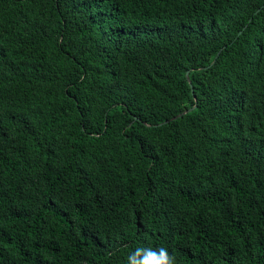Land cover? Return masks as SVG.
<instances>
[{
	"label": "trees",
	"instance_id": "16d2710c",
	"mask_svg": "<svg viewBox=\"0 0 264 264\" xmlns=\"http://www.w3.org/2000/svg\"><path fill=\"white\" fill-rule=\"evenodd\" d=\"M161 247L264 264V0H0V264Z\"/></svg>",
	"mask_w": 264,
	"mask_h": 264
},
{
	"label": "clouds",
	"instance_id": "9594fccd",
	"mask_svg": "<svg viewBox=\"0 0 264 264\" xmlns=\"http://www.w3.org/2000/svg\"><path fill=\"white\" fill-rule=\"evenodd\" d=\"M137 248L135 253L129 256V264H176L175 257L171 256L166 248L158 250L148 249V254ZM142 258V259H141Z\"/></svg>",
	"mask_w": 264,
	"mask_h": 264
},
{
	"label": "bare ground",
	"instance_id": "6f19581e",
	"mask_svg": "<svg viewBox=\"0 0 264 264\" xmlns=\"http://www.w3.org/2000/svg\"><path fill=\"white\" fill-rule=\"evenodd\" d=\"M17 138V137H16ZM8 142V141H7ZM6 143V142H5ZM101 223V222H100Z\"/></svg>",
	"mask_w": 264,
	"mask_h": 264
}]
</instances>
